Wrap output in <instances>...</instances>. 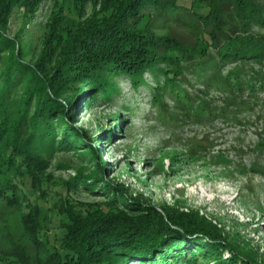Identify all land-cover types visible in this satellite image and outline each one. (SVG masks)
<instances>
[{
	"label": "trees",
	"instance_id": "1",
	"mask_svg": "<svg viewBox=\"0 0 264 264\" xmlns=\"http://www.w3.org/2000/svg\"><path fill=\"white\" fill-rule=\"evenodd\" d=\"M42 1L0 0V210L22 201L32 209L36 202V215L23 218L35 264H128L131 258L133 264H264L196 210L175 203L157 207L108 179L97 144H109L112 130L89 137L70 123L81 108L115 100L119 78L137 90L147 87L166 120L209 118L207 100L195 92L206 96L210 89L220 90L228 103L244 104L238 101L243 93L264 87V73L246 70L264 61V4L99 0L84 19L81 9L88 0H61L46 25L39 56L25 61L5 29L15 10L29 18ZM66 18L73 20H59ZM173 25L189 29L193 38L172 34ZM226 64L234 67L224 73ZM147 73L153 86L144 79ZM166 97L174 110L167 109ZM57 151L75 152L91 170L45 185L41 173ZM78 186L101 198L74 202L68 192ZM35 192H48L46 200L53 194L49 201L55 209L45 225L37 209L44 197ZM35 217L40 218L34 224ZM30 245L23 244L29 252Z\"/></svg>",
	"mask_w": 264,
	"mask_h": 264
},
{
	"label": "rangeland",
	"instance_id": "2",
	"mask_svg": "<svg viewBox=\"0 0 264 264\" xmlns=\"http://www.w3.org/2000/svg\"><path fill=\"white\" fill-rule=\"evenodd\" d=\"M60 2L43 0L31 17H22L15 10L9 18L5 34L16 42L17 52L25 61L34 62L39 56L46 25ZM98 2L88 0L81 9L82 18H88L94 7H99ZM260 2L264 4V0ZM59 20L70 23L73 19ZM75 25L70 28L75 29ZM169 30L185 41L193 38L183 26L173 25ZM232 67L226 64L224 73ZM246 70L264 73V61L249 65ZM144 79L149 86L154 85L149 73ZM117 83L121 91L115 100L83 107L70 121L72 126L85 129L89 137L112 130L109 144H97L107 163L106 177L123 184L132 196L140 195L157 207L175 203L196 210L223 228L224 235L240 249L245 248L264 263V149L259 148V143L264 142V87L243 93L238 99L244 101L242 105L228 103L220 90L210 89L206 96L195 92L207 100L212 110L209 118L173 116L166 120L152 104L147 87L137 90L127 78H119ZM166 103L167 109H175L171 97H166ZM150 152V159H146ZM81 158L72 151L55 152L41 173L43 183L57 186L79 172L85 176L92 166L82 163ZM68 193L76 203L101 198L83 188ZM35 196L44 199L37 208L41 218L35 217L33 223L39 220L45 225L55 206L46 200L48 192H35ZM31 204L32 209L27 201H22L0 210V264L36 263V252H32L23 223L27 213L36 215V202ZM23 244L30 245L31 251ZM228 255V251L224 252V257ZM132 259L128 264L134 263Z\"/></svg>",
	"mask_w": 264,
	"mask_h": 264
}]
</instances>
